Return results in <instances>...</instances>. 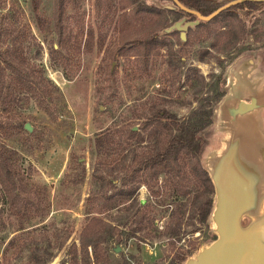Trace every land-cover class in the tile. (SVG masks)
Instances as JSON below:
<instances>
[{
	"label": "rangeland",
	"instance_id": "obj_1",
	"mask_svg": "<svg viewBox=\"0 0 264 264\" xmlns=\"http://www.w3.org/2000/svg\"><path fill=\"white\" fill-rule=\"evenodd\" d=\"M129 1L64 0L59 12L55 0H0L1 23H13L21 39L24 36L25 71H32V65L41 68L56 97L49 108L41 106L33 92L20 88L3 99L7 105L0 110V159L9 164L17 199L14 207L5 202L0 186V264H74L73 243L79 244L83 227L94 215L87 197L97 160V135L128 124L137 129L156 103L187 118L207 95L205 103L213 111L203 134L208 147L201 156L207 161L227 146L235 128L227 112L232 98L227 91L230 63L237 57L249 61L257 70L255 82L264 83V6L235 10L245 34L228 53L209 48L200 61L221 21L211 26L209 34L198 32L184 45L192 21L172 12L176 9L172 0H138L165 9L163 14L129 12ZM58 15L60 39L54 29ZM153 31L172 44V50L164 47L159 54L141 55L136 40ZM196 68L204 75L203 82ZM253 119L256 132H264V112L255 109ZM238 132L243 131L236 127ZM129 143H123L125 149ZM114 153V148L109 151L111 158ZM138 197L152 202L151 215L161 230L173 207L171 197L154 198L143 185ZM116 213L97 216L110 220L109 215ZM195 226L193 231L186 228L176 242L186 247L196 242L190 256L178 264L195 259L217 239L213 221L207 227ZM117 227L123 239L125 227ZM103 246L108 264H175L164 238L124 242L113 235Z\"/></svg>",
	"mask_w": 264,
	"mask_h": 264
},
{
	"label": "trees",
	"instance_id": "obj_2",
	"mask_svg": "<svg viewBox=\"0 0 264 264\" xmlns=\"http://www.w3.org/2000/svg\"><path fill=\"white\" fill-rule=\"evenodd\" d=\"M230 1L232 0H179L185 7L202 15H208ZM63 2L64 0H55L57 11L63 7ZM129 3L131 7L129 12L140 10L155 14L166 12L162 8L143 5L138 0H130ZM259 6H264V1L245 0L223 10L209 21L200 20L194 14L177 7L172 12L185 17L188 21H197L194 25L187 26L186 37L182 42L184 45L190 44L192 37L198 32L204 31L209 34L212 25L222 22L210 45L200 53L199 60L203 61L202 56L209 54V48L218 53H228L245 34L244 24L234 13L235 10L254 9ZM54 29L60 39L63 28L59 15L55 17ZM23 38L24 36L21 39L13 23L0 21V110L7 105L3 100L4 97L9 92H14L16 88L33 92L44 108H49L48 104L56 98L54 85L46 78L41 68L32 65V71H25L27 60L21 54ZM136 42L142 49L141 55L144 56L159 54L164 47L167 51L172 50V44L160 39L155 31L144 39H137ZM137 54L140 53L135 55ZM234 58L231 57L230 60ZM194 70L199 80L203 82L204 75L197 68ZM6 78L7 82H5ZM208 99L207 95L203 96L199 105L187 118H179L175 113L156 103L137 129H134L135 124L122 125L119 129H108L95 137L97 160L92 171L91 188L87 197L94 215L88 218L83 227L79 244L73 243L74 264H108L110 257L103 244L113 235L117 236V240L124 242L131 239L138 242H153L164 238L173 251L171 260L175 264L185 261L190 256L196 242L190 241L189 247L176 246V242L187 230L186 228L193 231L196 228L195 223L207 227L213 221L215 206L213 163L226 148L225 144L207 161L201 156L208 147L203 134L210 124L213 112L212 107L205 103ZM142 132H145V135ZM125 142H130L126 149L123 145ZM113 148L115 153L111 158L109 151ZM123 149L125 150L122 151ZM11 175L9 164L4 158L0 159L2 197L14 207L17 194L16 184ZM142 185L154 198L162 194L171 197L169 203L173 207L161 230L155 224V217L151 215L154 209L152 202L148 199L142 202L138 197ZM114 210L117 213L110 214V220L97 216ZM263 213L264 195L256 214L241 216L242 227H246ZM120 225L125 227V230L121 231L124 234L123 239L116 233L117 226Z\"/></svg>",
	"mask_w": 264,
	"mask_h": 264
},
{
	"label": "crops",
	"instance_id": "obj_3",
	"mask_svg": "<svg viewBox=\"0 0 264 264\" xmlns=\"http://www.w3.org/2000/svg\"><path fill=\"white\" fill-rule=\"evenodd\" d=\"M229 68L232 81L227 91L232 98L227 102V112L232 115L230 122L235 128L226 148L213 163L214 200L217 203L222 193L228 211L233 210L234 201L241 214L253 215L258 212L264 193V168L248 158L246 149L264 160V132H256L253 119L255 109L264 112V83L255 82L256 67L249 61L244 63L240 57L234 59ZM236 127L244 133H236ZM213 222L217 229L216 221ZM217 235L218 238V232Z\"/></svg>",
	"mask_w": 264,
	"mask_h": 264
},
{
	"label": "water",
	"instance_id": "obj_4",
	"mask_svg": "<svg viewBox=\"0 0 264 264\" xmlns=\"http://www.w3.org/2000/svg\"><path fill=\"white\" fill-rule=\"evenodd\" d=\"M242 1L245 0H232L210 14L202 15L198 11L185 7L179 0H172L177 8L190 12L203 21L211 20L223 10ZM196 22L192 21L191 25ZM26 128L30 129L28 124ZM232 203L233 210L230 208L228 211L225 197L221 193L219 201L215 203L212 217L218 225L216 230L219 237L203 248L196 258L189 260L187 264H264V213L246 227H242L240 219L243 214L237 210L236 203L234 201Z\"/></svg>",
	"mask_w": 264,
	"mask_h": 264
},
{
	"label": "flooded vegetation",
	"instance_id": "obj_5",
	"mask_svg": "<svg viewBox=\"0 0 264 264\" xmlns=\"http://www.w3.org/2000/svg\"><path fill=\"white\" fill-rule=\"evenodd\" d=\"M246 148V147H245ZM246 155L248 156V158L254 162L255 164H259V165H263L264 163V160L261 159V156L260 155H254V154H251L248 149H246ZM262 162V163H261Z\"/></svg>",
	"mask_w": 264,
	"mask_h": 264
},
{
	"label": "bare ground",
	"instance_id": "obj_6",
	"mask_svg": "<svg viewBox=\"0 0 264 264\" xmlns=\"http://www.w3.org/2000/svg\"><path fill=\"white\" fill-rule=\"evenodd\" d=\"M236 65V64H235ZM263 195H264V193H263ZM263 222H264V219H263Z\"/></svg>",
	"mask_w": 264,
	"mask_h": 264
}]
</instances>
